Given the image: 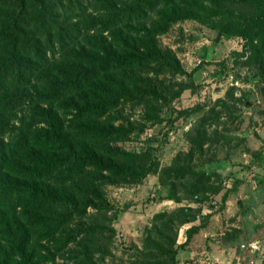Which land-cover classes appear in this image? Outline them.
I'll list each match as a JSON object with an SVG mask.
<instances>
[{"label": "trees", "instance_id": "1", "mask_svg": "<svg viewBox=\"0 0 264 264\" xmlns=\"http://www.w3.org/2000/svg\"><path fill=\"white\" fill-rule=\"evenodd\" d=\"M185 20L242 37L244 62L264 71V0H0V264H44L55 254L48 244L58 249L59 235L73 228L81 264L106 250L115 230L104 221L112 206L103 187L157 171L149 150L120 143L142 120L161 122V103L188 88L164 85L163 73L193 72L157 43ZM228 105L216 100L208 127ZM194 155L178 151L160 173L169 185L162 198L188 203L151 217L133 264H176L204 225L200 204L222 188Z\"/></svg>", "mask_w": 264, "mask_h": 264}, {"label": "rangeland", "instance_id": "2", "mask_svg": "<svg viewBox=\"0 0 264 264\" xmlns=\"http://www.w3.org/2000/svg\"><path fill=\"white\" fill-rule=\"evenodd\" d=\"M157 43L193 73H163L168 88L177 89L179 82L188 88L177 98L171 99L170 93L161 103V122L142 120V130L120 143L129 152L149 150L157 171L138 181L103 187L112 206L104 221L115 235L104 241L102 253L92 252L89 264H133L151 217L188 203L162 198L169 185L160 176L177 152L187 149L195 151L194 166L222 189L200 204L207 218L178 250L176 264H264V71L244 62L242 37L218 35L216 29L192 20L173 24ZM239 96L246 104L235 99ZM219 98L229 101V109L220 112L219 123L208 127L211 107ZM127 114L136 119L141 115L129 109ZM200 222L180 229L177 241H185L184 228ZM74 233L73 228L59 235L58 249L55 243L48 244L55 254L44 264L82 263L80 246L69 240ZM240 244H256L258 249L243 250Z\"/></svg>", "mask_w": 264, "mask_h": 264}, {"label": "built area", "instance_id": "3", "mask_svg": "<svg viewBox=\"0 0 264 264\" xmlns=\"http://www.w3.org/2000/svg\"><path fill=\"white\" fill-rule=\"evenodd\" d=\"M241 249L243 250H251V251H255L257 248L256 244H249V245H245V244H240Z\"/></svg>", "mask_w": 264, "mask_h": 264}]
</instances>
